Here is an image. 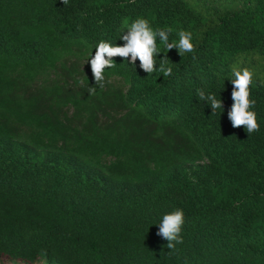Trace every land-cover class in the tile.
I'll return each instance as SVG.
<instances>
[{"label":"trees","instance_id":"obj_1","mask_svg":"<svg viewBox=\"0 0 264 264\" xmlns=\"http://www.w3.org/2000/svg\"><path fill=\"white\" fill-rule=\"evenodd\" d=\"M140 18L194 51L157 36L171 75L114 56L89 95V54ZM244 68L249 136L228 118ZM176 209L170 250L158 223ZM0 260L264 264V0H0Z\"/></svg>","mask_w":264,"mask_h":264},{"label":"clouds","instance_id":"obj_2","mask_svg":"<svg viewBox=\"0 0 264 264\" xmlns=\"http://www.w3.org/2000/svg\"><path fill=\"white\" fill-rule=\"evenodd\" d=\"M66 5L68 0H62ZM159 36L160 40L165 44L168 50L176 48L182 52H193L194 45L191 42V34L181 31L179 33L178 44H169L168 33L164 30L153 29L149 26L146 19H136L131 23L126 31L122 34L120 39L127 41L124 46H113L112 44L101 40L95 47V55L92 52L89 54L87 63L90 64L93 79L95 82L94 87L88 88L89 95H94L96 87H104V71L115 67L116 63L112 60L114 56L123 57L132 65H135L137 58L140 61V68L149 75L156 72H162L164 76L172 74L170 67H165L166 60L163 57L159 69L155 67L156 61L154 54H158L156 45V37ZM131 54V60H128ZM107 57V59L105 58ZM234 79H230L234 88L232 91V99L234 101L231 110L228 112V118L231 121L233 128L244 127L248 136L254 132L259 131V124L257 123L256 113L250 111L254 107L255 100H250L249 85L252 83V72L244 68L242 71H233ZM197 97L200 101H206L212 109V114H215L218 109H222V100L217 99L214 93H207L203 89L197 90ZM185 223L183 210L176 209L170 213L165 214L162 220L158 223L157 235L162 237L168 243L166 247L174 250L177 244L183 243V238L180 235L182 226Z\"/></svg>","mask_w":264,"mask_h":264},{"label":"rangeland","instance_id":"obj_3","mask_svg":"<svg viewBox=\"0 0 264 264\" xmlns=\"http://www.w3.org/2000/svg\"><path fill=\"white\" fill-rule=\"evenodd\" d=\"M0 264H19V263H8V262H2V261L0 260ZM35 264H45V262L39 260V261L36 262Z\"/></svg>","mask_w":264,"mask_h":264}]
</instances>
